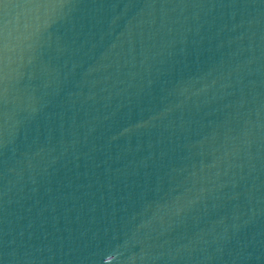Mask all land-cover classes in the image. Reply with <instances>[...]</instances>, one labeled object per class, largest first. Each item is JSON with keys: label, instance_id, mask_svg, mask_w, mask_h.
Instances as JSON below:
<instances>
[{"label": "water", "instance_id": "water-1", "mask_svg": "<svg viewBox=\"0 0 264 264\" xmlns=\"http://www.w3.org/2000/svg\"><path fill=\"white\" fill-rule=\"evenodd\" d=\"M0 264H264V0H0Z\"/></svg>", "mask_w": 264, "mask_h": 264}]
</instances>
